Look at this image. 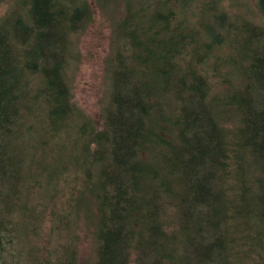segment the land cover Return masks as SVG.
Masks as SVG:
<instances>
[{
  "label": "trees",
  "instance_id": "trees-1",
  "mask_svg": "<svg viewBox=\"0 0 264 264\" xmlns=\"http://www.w3.org/2000/svg\"><path fill=\"white\" fill-rule=\"evenodd\" d=\"M253 3L16 0L0 20V264H264ZM96 11L113 18L100 123L71 75Z\"/></svg>",
  "mask_w": 264,
  "mask_h": 264
},
{
  "label": "rangeland",
  "instance_id": "rangeland-1",
  "mask_svg": "<svg viewBox=\"0 0 264 264\" xmlns=\"http://www.w3.org/2000/svg\"><path fill=\"white\" fill-rule=\"evenodd\" d=\"M89 1L93 2L94 0ZM245 1L248 2L250 8H253V0ZM15 6L16 0L0 2V20L9 16L10 11ZM253 12L255 11L253 10ZM112 19L111 14L108 13L102 16L96 11L92 22L88 24L83 32L77 35L76 49L79 59L76 61L71 73L73 77L72 93L74 102L88 117L98 123L101 122L102 110L108 105L109 100L110 68L108 59L110 55ZM69 184L68 190H72L73 186H76L74 182ZM74 234L78 237L77 248L80 256L88 259L93 246V238L90 234V228L83 217L78 226L74 228ZM43 237L44 226L41 228L39 236H37L38 241H35L34 237H30V240L41 245ZM65 238L63 241L66 240Z\"/></svg>",
  "mask_w": 264,
  "mask_h": 264
}]
</instances>
